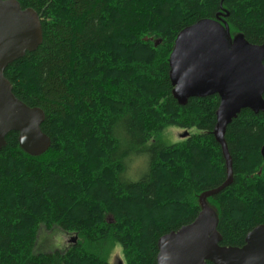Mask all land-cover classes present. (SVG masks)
<instances>
[{"label":"trees","instance_id":"obj_1","mask_svg":"<svg viewBox=\"0 0 264 264\" xmlns=\"http://www.w3.org/2000/svg\"><path fill=\"white\" fill-rule=\"evenodd\" d=\"M15 1L37 13L42 42L4 77L16 99L43 111L51 144L32 157L11 132L0 148V264H109L117 245L122 264H156L159 238L193 223L199 197L226 179L213 135L219 98L177 103L174 42L211 20L226 24L231 38L264 44V0ZM173 126L188 135L165 144ZM224 141L232 181L205 203L219 245L241 247L264 225V112L242 110ZM138 155L147 170L126 179V163ZM40 227L76 241L63 252L36 253Z\"/></svg>","mask_w":264,"mask_h":264},{"label":"water","instance_id":"obj_2","mask_svg":"<svg viewBox=\"0 0 264 264\" xmlns=\"http://www.w3.org/2000/svg\"><path fill=\"white\" fill-rule=\"evenodd\" d=\"M41 42L37 13L21 10L15 0H0V148L5 146V137L14 132L21 149L32 157L43 155L51 144L41 131L44 113L15 98L4 71L26 53L36 51ZM169 68L172 95L179 105L191 98H219L213 135L224 159L226 179L199 197L200 212L193 223L159 238L156 264H264V225L251 230L242 247H221L217 219L205 203L232 181L231 158L224 141L227 126L242 110L264 112V44H250L241 35L231 38L226 24L200 21L177 36ZM187 135L185 132L182 137ZM261 154L264 157V147ZM75 241L72 238L70 242Z\"/></svg>","mask_w":264,"mask_h":264},{"label":"rangeland","instance_id":"obj_3","mask_svg":"<svg viewBox=\"0 0 264 264\" xmlns=\"http://www.w3.org/2000/svg\"><path fill=\"white\" fill-rule=\"evenodd\" d=\"M199 131L192 129L190 134H196ZM185 134L184 130H181L175 126L167 128L163 135L162 141L165 144L172 145L181 142L186 137H182ZM147 157L145 155L132 156L126 163V179L133 181L138 180L145 174L147 170ZM107 220H111V216H107ZM73 235H67L58 228H52L46 230L44 227H40L37 234V241L35 244L36 253H52L54 251H65L72 243ZM109 264H122L123 256L120 247L115 246L109 254Z\"/></svg>","mask_w":264,"mask_h":264},{"label":"flooded vegetation","instance_id":"obj_4","mask_svg":"<svg viewBox=\"0 0 264 264\" xmlns=\"http://www.w3.org/2000/svg\"><path fill=\"white\" fill-rule=\"evenodd\" d=\"M262 158H263V160H264V157H262ZM260 173H261V172H258L257 175H260ZM211 209H212V208H211ZM259 226H260V225H259ZM254 228H255V227H254ZM254 228H253V229H254ZM253 229H252V230H253ZM250 231H251V230H250ZM250 231H249V232H250ZM249 232H248V233H249ZM248 233H247V234H248ZM247 234H246V235H247ZM245 237H246V236H245ZM244 240H245V238H244ZM218 244H219V243H218ZM243 245H244V243H243ZM243 245H242V246H243ZM219 246H220V245H219ZM242 246H241V247H242ZM221 247H222V246H221Z\"/></svg>","mask_w":264,"mask_h":264}]
</instances>
